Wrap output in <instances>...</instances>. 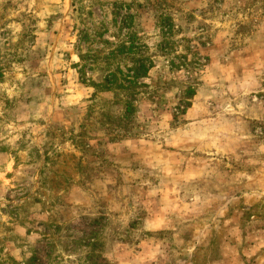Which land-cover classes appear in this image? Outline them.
<instances>
[{
  "label": "rangeland",
  "instance_id": "1",
  "mask_svg": "<svg viewBox=\"0 0 264 264\" xmlns=\"http://www.w3.org/2000/svg\"><path fill=\"white\" fill-rule=\"evenodd\" d=\"M0 264H264V0H0Z\"/></svg>",
  "mask_w": 264,
  "mask_h": 264
},
{
  "label": "trees",
  "instance_id": "2",
  "mask_svg": "<svg viewBox=\"0 0 264 264\" xmlns=\"http://www.w3.org/2000/svg\"><path fill=\"white\" fill-rule=\"evenodd\" d=\"M146 73H147L146 67H145V65H143V66H141V68L136 72L135 75H136L138 78H140V77H142V76H145ZM107 81H108V79H107ZM108 82H109V81H108Z\"/></svg>",
  "mask_w": 264,
  "mask_h": 264
}]
</instances>
